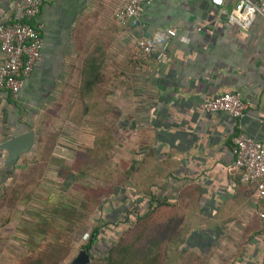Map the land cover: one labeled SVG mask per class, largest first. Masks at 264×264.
Here are the masks:
<instances>
[{
    "label": "crops",
    "instance_id": "obj_1",
    "mask_svg": "<svg viewBox=\"0 0 264 264\" xmlns=\"http://www.w3.org/2000/svg\"><path fill=\"white\" fill-rule=\"evenodd\" d=\"M23 1L0 0V26L19 19ZM120 3L43 0L41 59L16 99L0 90V143L34 130L48 111L71 109L82 78H99L98 91L113 95L118 113L115 150L131 169L126 187L182 209V264H264L257 187L231 170L237 134L264 142V20L230 24L234 0L220 9L210 0H151L139 26L126 28L113 18ZM170 30L166 64L134 61L139 37L160 47ZM224 93L250 104L241 119L203 111ZM6 157L1 151L5 171Z\"/></svg>",
    "mask_w": 264,
    "mask_h": 264
},
{
    "label": "rangeland",
    "instance_id": "obj_2",
    "mask_svg": "<svg viewBox=\"0 0 264 264\" xmlns=\"http://www.w3.org/2000/svg\"><path fill=\"white\" fill-rule=\"evenodd\" d=\"M74 96L71 109L48 111L39 120L32 129L36 145L15 168L0 169V264H70L96 227L101 230L88 252L91 261L182 264V209L149 207L143 200L151 197L147 190L126 187L131 169L115 150V140L106 149L110 159L93 166L88 157H96L103 146L95 140L96 127L85 114L81 94ZM106 98L113 110V95ZM115 115L107 123L113 139ZM86 170L89 175L66 191V178ZM147 213L152 215L150 237L145 230L132 245L136 220Z\"/></svg>",
    "mask_w": 264,
    "mask_h": 264
},
{
    "label": "built area",
    "instance_id": "obj_3",
    "mask_svg": "<svg viewBox=\"0 0 264 264\" xmlns=\"http://www.w3.org/2000/svg\"><path fill=\"white\" fill-rule=\"evenodd\" d=\"M210 1L214 7L220 9L228 0ZM234 1V9L227 15L230 24L241 26L236 22L234 14L246 16L249 8L254 11L249 18L250 22L245 20L246 27L257 17L264 20V0ZM150 4L151 0H121L113 18L122 27L136 28L139 26L141 7ZM42 6L43 0H24L19 7V19L13 24L0 26V52L3 57L0 67V90L7 92L13 99L18 97L24 81L41 59L43 26L36 19ZM175 36V31H168L160 47L147 37H139L135 44L134 61L142 63L154 58L158 63L166 64L169 61L170 43ZM249 106L239 93H224L204 103L202 109L207 114L221 112L232 119H241ZM232 143L234 163L231 170L241 172L240 182L256 185L260 205L259 218L264 220V142L240 132L232 139Z\"/></svg>",
    "mask_w": 264,
    "mask_h": 264
},
{
    "label": "trees",
    "instance_id": "obj_4",
    "mask_svg": "<svg viewBox=\"0 0 264 264\" xmlns=\"http://www.w3.org/2000/svg\"><path fill=\"white\" fill-rule=\"evenodd\" d=\"M100 79L94 78L93 76H84L82 78V83L80 85V94L82 98V102L84 104V110L85 114L90 116L94 120V126L96 127V142L101 143L103 147H99L101 151L96 153V157L89 158L92 161L93 166H99L100 164L106 163L110 159V154L106 152L107 147L112 148V143H114V139L112 138L111 134L113 132L112 127L107 123H109L110 119H114L113 113L114 111L112 109H109V106L107 104V98L109 95L104 94L101 95L100 91H98ZM118 114V113H116ZM117 116V115H116ZM115 116V117H116ZM99 119L102 120L99 124ZM1 152V151H0ZM94 159V160H93ZM5 162V161H4ZM4 162L2 166H4ZM87 171V172H86ZM81 171L80 173H71L65 180V190L69 191L76 183H78L85 175H89V170ZM157 202V205H154ZM164 204V201L158 200L154 197H150L149 200V207L156 206V207H162ZM152 215L150 213L145 214L142 217H139L136 220V231L132 230V234L134 235V239L132 238L131 242H136V240L139 242V236L143 234V232L146 230L148 231L150 227V218ZM147 224V225H146ZM149 226V227H148ZM100 227H96L92 230L89 238L88 243L85 245L84 249L87 252H90L92 246L97 242L99 236H100ZM148 236L150 237V231H148ZM137 235V238H136ZM130 246V245H129ZM129 246H125L123 248L124 251L127 250ZM90 264H114L113 258H96L91 261Z\"/></svg>",
    "mask_w": 264,
    "mask_h": 264
},
{
    "label": "water",
    "instance_id": "obj_5",
    "mask_svg": "<svg viewBox=\"0 0 264 264\" xmlns=\"http://www.w3.org/2000/svg\"><path fill=\"white\" fill-rule=\"evenodd\" d=\"M35 145V133L29 130L26 133L8 139L0 144V150L6 152L5 167L13 168L19 159L28 154ZM91 258L86 250L80 251L70 264H90Z\"/></svg>",
    "mask_w": 264,
    "mask_h": 264
},
{
    "label": "clouds",
    "instance_id": "obj_6",
    "mask_svg": "<svg viewBox=\"0 0 264 264\" xmlns=\"http://www.w3.org/2000/svg\"><path fill=\"white\" fill-rule=\"evenodd\" d=\"M254 9L249 8L247 10V15L246 16H240L238 13L234 14L236 22H238L242 27H246L247 25L245 24V20H249L250 22V17L252 16Z\"/></svg>",
    "mask_w": 264,
    "mask_h": 264
}]
</instances>
